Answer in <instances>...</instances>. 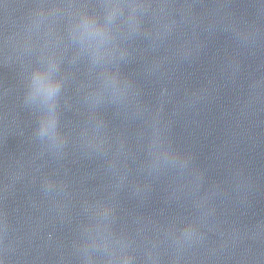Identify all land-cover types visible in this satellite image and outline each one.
Listing matches in <instances>:
<instances>
[{
  "label": "water",
  "instance_id": "1",
  "mask_svg": "<svg viewBox=\"0 0 264 264\" xmlns=\"http://www.w3.org/2000/svg\"><path fill=\"white\" fill-rule=\"evenodd\" d=\"M0 264H264V0H0Z\"/></svg>",
  "mask_w": 264,
  "mask_h": 264
},
{
  "label": "clouds",
  "instance_id": "2",
  "mask_svg": "<svg viewBox=\"0 0 264 264\" xmlns=\"http://www.w3.org/2000/svg\"><path fill=\"white\" fill-rule=\"evenodd\" d=\"M54 67L45 72H37L33 76L30 100L41 99L48 106V116L42 120L38 135L44 139L56 137L57 120L54 115L55 100L60 92L61 84L54 79Z\"/></svg>",
  "mask_w": 264,
  "mask_h": 264
}]
</instances>
